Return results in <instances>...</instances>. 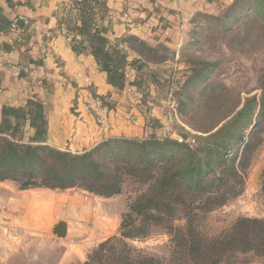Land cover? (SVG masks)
Listing matches in <instances>:
<instances>
[{
	"label": "crops",
	"instance_id": "crops-1",
	"mask_svg": "<svg viewBox=\"0 0 264 264\" xmlns=\"http://www.w3.org/2000/svg\"><path fill=\"white\" fill-rule=\"evenodd\" d=\"M220 1L0 0V135L72 153L149 137L151 119L164 114L152 81L167 62L151 61L136 44L154 53L179 45L183 23ZM80 194L99 197L0 182V262L11 245L5 239L54 231L60 221L62 261L71 258L74 237L92 220Z\"/></svg>",
	"mask_w": 264,
	"mask_h": 264
},
{
	"label": "trees",
	"instance_id": "trees-1",
	"mask_svg": "<svg viewBox=\"0 0 264 264\" xmlns=\"http://www.w3.org/2000/svg\"><path fill=\"white\" fill-rule=\"evenodd\" d=\"M233 2L208 5L204 14L215 20L216 8H222L227 10L220 18L224 23L248 14L246 20L264 26V0ZM203 66L176 93L179 115L200 135L188 140L191 133L183 128L182 140L160 139L154 133L142 139L115 137L84 153L23 144L0 135V182H13L22 191L79 189L106 199L121 195L128 179L146 187L122 216L120 235L102 242L80 264H256V259L264 264V220L239 218L211 238L200 230L210 213L227 204L222 189L239 180L240 150L243 148L240 158H244L259 144L255 141L264 131V71L259 78V97H248L243 103L239 97L226 113H218L219 119L203 123L209 113L223 108L219 102L207 107L208 97L212 100L220 92V100L232 94L216 85L202 88L196 99L197 88L216 64ZM154 228L164 229L170 237L167 260L134 255L128 244L146 239Z\"/></svg>",
	"mask_w": 264,
	"mask_h": 264
},
{
	"label": "rangeland",
	"instance_id": "rangeland-1",
	"mask_svg": "<svg viewBox=\"0 0 264 264\" xmlns=\"http://www.w3.org/2000/svg\"><path fill=\"white\" fill-rule=\"evenodd\" d=\"M235 2L236 0L233 3ZM226 11L216 8L215 12L218 15H214L216 16L214 20L213 17L205 15L204 10H201L200 15L189 21L186 20L181 29L179 45L174 47L161 46L159 52L154 53L136 44V48L151 61L167 62L161 65L156 73L158 82L152 81L153 86L158 88L160 97L164 100L163 117L159 119L160 121L157 119L150 121V128L156 137L182 140L183 128H187L191 133L188 140L200 135L185 124L179 115V101L176 93L183 89L192 76V72L203 68V64L207 62H214L216 66L205 83L197 88L194 97L199 99L202 88L216 85L225 86L232 94L226 99L221 97L220 100L217 98L220 92L212 100L209 96L207 107L219 102L218 106L223 105V108L213 110L214 114L209 113L203 123L208 120L212 121L213 118L219 119L218 113L221 115L226 113V110L235 104L239 97L243 103L248 97L261 95L259 78L264 71V26L252 19L246 20L248 14H244L236 21L228 19L224 23L220 18L225 15ZM171 98L177 111L176 115L173 110L169 109ZM199 126L202 125L199 124ZM257 142L259 143L257 147L244 158H240L243 148L237 155L239 180L222 189V193L227 195V204L210 213L201 223L200 230L204 237L218 236L229 229L239 218L264 220V131L257 135L255 144ZM216 173L219 175L220 172ZM145 189L146 187L128 179L125 181L122 194L110 199L78 195V200L90 203L92 209L87 208L85 212L91 214L92 220H87L88 223L86 221V224L78 231V236L74 237L77 242L72 246V255L68 260L62 261V256L67 249L66 246L60 244V238L54 236L53 231L35 230L32 234L24 231L18 232L16 233L17 238L13 240L5 239L4 243L11 245L10 248H6L7 255H3L7 261L0 262V264H80L86 262L87 256L98 245L112 236L120 235L122 216L128 212L131 202ZM81 236L85 237L81 239ZM128 244L134 255L141 254L164 260L169 258L172 248L170 237L162 228H154L146 239L128 241ZM254 261L256 264L262 263L259 259Z\"/></svg>",
	"mask_w": 264,
	"mask_h": 264
},
{
	"label": "water",
	"instance_id": "water-1",
	"mask_svg": "<svg viewBox=\"0 0 264 264\" xmlns=\"http://www.w3.org/2000/svg\"><path fill=\"white\" fill-rule=\"evenodd\" d=\"M54 236L64 239L66 237V223L64 221H60L54 231H53Z\"/></svg>",
	"mask_w": 264,
	"mask_h": 264
},
{
	"label": "built area",
	"instance_id": "built-area-1",
	"mask_svg": "<svg viewBox=\"0 0 264 264\" xmlns=\"http://www.w3.org/2000/svg\"><path fill=\"white\" fill-rule=\"evenodd\" d=\"M173 1H177V0H173ZM12 31H14V32H19V31H20L16 23L13 24V26H12ZM172 102H173V101H172V98H171V102L169 103V104H170V105H169V109H170V110H173V112H174L175 115H176L177 111H176V109H175V105H173Z\"/></svg>",
	"mask_w": 264,
	"mask_h": 264
}]
</instances>
